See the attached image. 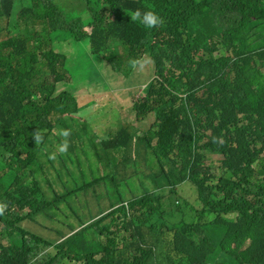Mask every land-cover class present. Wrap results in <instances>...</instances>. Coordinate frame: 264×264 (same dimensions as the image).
I'll list each match as a JSON object with an SVG mask.
<instances>
[{"label": "trees", "instance_id": "obj_1", "mask_svg": "<svg viewBox=\"0 0 264 264\" xmlns=\"http://www.w3.org/2000/svg\"><path fill=\"white\" fill-rule=\"evenodd\" d=\"M21 1L0 0V264H264V0ZM138 8L163 25L131 22ZM70 47L97 80H78ZM136 160L141 195L73 217Z\"/></svg>", "mask_w": 264, "mask_h": 264}, {"label": "rangeland", "instance_id": "obj_2", "mask_svg": "<svg viewBox=\"0 0 264 264\" xmlns=\"http://www.w3.org/2000/svg\"><path fill=\"white\" fill-rule=\"evenodd\" d=\"M72 3H76L77 0H71ZM83 3V6L86 7L89 10V5L85 6L86 1L85 0H80ZM20 3H22L21 0H15L14 5L18 6ZM63 11H66L68 14L74 16L75 18H79V20H83V23H88L91 20L90 15L85 16V12L84 11L82 14H80L75 8H67V9H63ZM67 52L70 53V61H71V65H70V69L71 71H74L76 73H80L81 78H79L78 80L81 79H87V80H91V79H96L93 75H91L92 72V67L89 66V62L87 59V54L86 52L80 47H78L75 52H73L72 48L70 47V49H66ZM98 64L101 65L97 66V70L101 71V68L103 70H105L103 64L101 61H98ZM97 80V79H96ZM144 79L141 81L140 84L144 83ZM99 83V82H98ZM119 84V83H118ZM126 88V87H125ZM101 91L103 90L101 87L99 88ZM127 90V88H126ZM131 90V89H129ZM104 98L108 100V102H112L113 99H115L114 95H111V92L108 94H104ZM138 98V96L136 97ZM122 100H125V96L122 97ZM96 107V106H95ZM98 108L99 114H101L103 112V114H107V115H113L116 112V108L113 106H100V107H96ZM116 117H113L112 120L114 121V123L116 124V128L118 129L119 127H123L124 125L121 124L120 120H119V115L116 113L115 115ZM125 117H127L126 114H124ZM113 131L114 129L111 128ZM141 135V133H140ZM139 162L136 161H131L128 164H123L121 166V170L116 172L115 171V186L113 185V183L111 182V179H109V184L107 189L104 188L102 190V193H98V194H94L97 187L94 190H90L88 192V194L85 193H78L79 195V199H76V197L74 198V201H71L68 204L69 208L73 209V211L75 212L73 217L74 218H78L77 215L79 214V210L81 211V213L83 214L82 217H85L83 220L84 221H88L90 220L92 217L94 216H100L102 215L107 208L104 207V203L107 202H112L113 204H117L119 203L121 200H126L128 198H132L134 196L140 195L144 192L145 190V182H144V174L145 171L147 172V169L144 166H139L138 165ZM111 178V177H110ZM207 182H210L212 185L216 184V180L215 181H210L208 180ZM139 184V185H138ZM100 189V188H99ZM185 187L180 186V191L184 190ZM93 195V196H92ZM187 200H193V196H187L186 197ZM100 205V209L96 208V205L98 204ZM90 203H91V207H93L94 209L90 208ZM69 210V209H68ZM70 213V210H69ZM69 223L72 224L73 228H75V223L70 220ZM48 226H50L54 231H57L58 229V225L57 223H51L48 222L47 223ZM78 226V225H77ZM76 226V227H77ZM69 227V226H68ZM69 230H71V228L69 227ZM42 236L52 239V240H56L57 238H50L48 236H46L42 231H40V233ZM60 234L57 233V237ZM82 236H79V238L81 239ZM91 240L94 241H98V239H96L94 236H90Z\"/></svg>", "mask_w": 264, "mask_h": 264}, {"label": "clouds", "instance_id": "obj_3", "mask_svg": "<svg viewBox=\"0 0 264 264\" xmlns=\"http://www.w3.org/2000/svg\"><path fill=\"white\" fill-rule=\"evenodd\" d=\"M128 16L130 17L131 22H139L146 29H156V28L162 26L164 23V19L161 16H159L157 12H155L153 10H143L142 11L141 9L138 8V9H135L134 11H131L130 15H128ZM139 63H140V61L136 60V59H132L129 61V65L132 69H136V67ZM70 135H71V130H68V129L61 130V136L64 138L62 143L59 146V151L61 153H67V151L70 147V143L68 140V137H70ZM32 137L34 139L35 145H37V146L40 145L44 139L43 132L39 129H37L35 132H33ZM50 158L55 159V153L51 154ZM220 159H221L220 156L214 157L211 160L212 161L211 166L212 167H219V160ZM249 181L251 183V187L253 188L254 187V179H248L247 181H245V184L247 185ZM216 184H217V180H216ZM216 184H213V185L211 184V185L215 186ZM147 185L151 186V182H147ZM243 185H244V182H241V183L233 182V190L235 191V193L241 192L242 189L244 188ZM183 200H185V198H183ZM173 201L176 202L175 199H173ZM8 208H9V205L7 202H0V216H3L5 214V212L8 210ZM107 211H108V209L103 214H105ZM102 215H100V216H102ZM79 227H80L79 230H81V225Z\"/></svg>", "mask_w": 264, "mask_h": 264}]
</instances>
